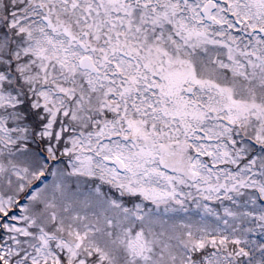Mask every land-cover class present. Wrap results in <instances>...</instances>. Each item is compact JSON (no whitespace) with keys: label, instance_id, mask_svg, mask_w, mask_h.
<instances>
[{"label":"snow or ice","instance_id":"1","mask_svg":"<svg viewBox=\"0 0 264 264\" xmlns=\"http://www.w3.org/2000/svg\"><path fill=\"white\" fill-rule=\"evenodd\" d=\"M0 264H264V0H0Z\"/></svg>","mask_w":264,"mask_h":264}]
</instances>
